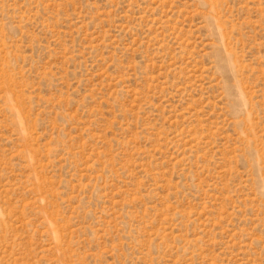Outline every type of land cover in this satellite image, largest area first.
<instances>
[{"label":"rangeland","instance_id":"obj_1","mask_svg":"<svg viewBox=\"0 0 264 264\" xmlns=\"http://www.w3.org/2000/svg\"><path fill=\"white\" fill-rule=\"evenodd\" d=\"M0 264H264V0H0Z\"/></svg>","mask_w":264,"mask_h":264}]
</instances>
